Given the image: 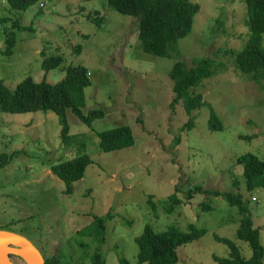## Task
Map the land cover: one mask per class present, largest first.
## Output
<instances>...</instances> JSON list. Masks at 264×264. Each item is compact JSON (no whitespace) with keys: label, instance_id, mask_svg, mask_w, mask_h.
Returning a JSON list of instances; mask_svg holds the SVG:
<instances>
[{"label":"rangeland","instance_id":"1","mask_svg":"<svg viewBox=\"0 0 264 264\" xmlns=\"http://www.w3.org/2000/svg\"><path fill=\"white\" fill-rule=\"evenodd\" d=\"M191 1L200 7L191 31L176 40L168 56H156L143 48L138 18L119 13L107 0H38L25 10L11 9L0 0V16L10 18L0 24V80L11 90L28 76L57 83L69 65H83L90 84L84 88L81 109L104 112L87 125L66 110L69 134L85 136L86 147L80 151L62 142L54 112L0 111V153L15 152L0 165V229L27 237L61 264H91L95 251L103 254L106 264L121 259L138 264L135 239L146 225L155 231L172 225L187 231L192 224L206 232L179 246L173 264H217L214 256L229 257L228 246L215 235L233 241L249 259L251 248L236 235L243 213L223 195H214L217 190L242 196L264 246V186L246 189L243 167L237 163L246 153L264 161V79L250 80L228 52L241 49L248 37L246 3ZM88 14L100 17V25L87 19ZM15 20L19 26L13 27ZM10 31L15 43L5 54ZM55 54L62 58L60 65L44 70L43 58ZM203 56L222 66L197 87L202 105L187 112L180 100L172 108V67L177 61L191 67ZM211 111L222 121V129L208 128ZM189 119L193 125L185 127ZM120 125L130 126L134 144L102 151L98 133ZM82 152L91 163L67 194L51 167ZM175 185L181 203L166 213L165 201ZM195 185L207 191L187 201L186 192ZM149 195L155 210L148 204ZM106 213L112 217L101 239L93 220Z\"/></svg>","mask_w":264,"mask_h":264},{"label":"trees","instance_id":"2","mask_svg":"<svg viewBox=\"0 0 264 264\" xmlns=\"http://www.w3.org/2000/svg\"><path fill=\"white\" fill-rule=\"evenodd\" d=\"M38 0H6L11 9L25 10ZM247 7L246 26L248 37L241 49L230 52L237 70L245 74L250 80L264 79V0H244ZM110 7L122 14L132 15L138 18L139 37L143 48L147 53L156 56H168L170 49H175L178 38L184 37L191 31L193 17L199 10V4L191 0H107ZM87 19L100 25V17L87 15ZM10 20L7 16H0V24H6ZM15 25L19 26L18 20ZM5 54H10L15 37L12 31L6 34ZM80 46L75 50L80 52ZM60 55L45 56L41 67L49 70L60 65ZM222 63L215 59L203 56L194 61V65L188 67L184 62L177 61L172 67L169 76L173 82L174 97L171 107L183 101L187 112H191L202 105L203 94L197 89L204 79H209L221 69ZM90 84L88 71L83 65H69L65 76L57 83H49L45 80L35 81L28 76L18 82L14 89L8 88L0 80V111L4 113H27L37 110L52 111L59 119L61 125L60 136L63 143L74 144L80 151L85 150L86 141L84 135H70L66 119V110L70 109L83 123L90 125L96 118L103 117L104 112L100 108L90 109L84 113L81 109L84 103V88ZM196 87V88H195ZM193 88L192 91H190ZM193 121L189 119L185 127H191ZM208 128L210 130L222 129L223 124L219 117L211 111ZM99 147L104 152H110L129 147L134 144V137L129 125H120L103 130L98 133ZM179 142V138L176 139ZM12 153H0V165L9 162ZM91 163L87 153L82 152L77 156L52 165V172L63 181L64 192L70 194L74 190V182L81 179L86 167ZM237 163L243 167L245 186L253 190L264 186V161L253 153L238 156ZM178 185L174 192L165 201L164 210L172 213L181 203L178 197ZM201 186L189 187L186 192V200H190L197 192H206ZM214 195H223L231 206H237L243 217L240 218L236 235L239 239L248 243L252 255L244 258L236 244L224 237L215 235V240L226 244L230 250L229 257L220 258L214 256L217 264H264V246L260 241L259 229L254 226L253 220L247 214V208L243 204L242 196L232 192L222 193L213 191ZM148 204L155 210L156 203L153 195L148 196ZM112 217L111 213L105 216H96L93 220L96 237L103 239L105 222ZM206 229L189 225L187 231H182L176 226H169L163 231H155L150 225H146L140 236L135 241L138 246V264H173L177 262V248L194 239L200 238ZM93 233V232H92ZM13 256V255H12ZM10 256L14 260L16 256ZM45 256V255H44ZM20 259V257L18 258ZM21 260V259H20ZM23 261V260H22ZM14 262V261H13ZM24 262V261H23ZM15 263V262H14ZM16 264V263H15ZM24 264H26L24 262ZM45 264H61L55 256L46 257ZM91 264H106V260L100 251L91 255ZM119 264H128L121 259Z\"/></svg>","mask_w":264,"mask_h":264},{"label":"water","instance_id":"3","mask_svg":"<svg viewBox=\"0 0 264 264\" xmlns=\"http://www.w3.org/2000/svg\"><path fill=\"white\" fill-rule=\"evenodd\" d=\"M12 255L26 264H45L42 253L27 237L0 229V264H15Z\"/></svg>","mask_w":264,"mask_h":264},{"label":"flooded vegetation","instance_id":"4","mask_svg":"<svg viewBox=\"0 0 264 264\" xmlns=\"http://www.w3.org/2000/svg\"><path fill=\"white\" fill-rule=\"evenodd\" d=\"M2 230H5V229H2ZM8 231H10V230H8ZM40 252H41V251H40ZM41 253H42V252H41ZM42 255H43L44 259H45V256H44V254H43V253H42ZM12 257H13V256H12ZM16 258H19V257H17V256H16ZM20 259H21V258H20ZM12 260H13V259H12ZM13 261H14L16 264H18V263L16 262V260H15V259H14Z\"/></svg>","mask_w":264,"mask_h":264},{"label":"built area","instance_id":"5","mask_svg":"<svg viewBox=\"0 0 264 264\" xmlns=\"http://www.w3.org/2000/svg\"><path fill=\"white\" fill-rule=\"evenodd\" d=\"M40 6L42 7V6H43V4H42V3H40Z\"/></svg>","mask_w":264,"mask_h":264}]
</instances>
